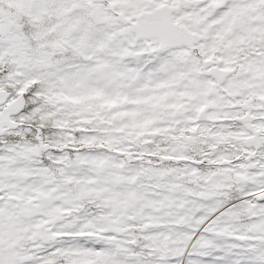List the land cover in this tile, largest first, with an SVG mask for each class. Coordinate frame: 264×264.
<instances>
[{
    "label": "snow or ice",
    "instance_id": "snow-or-ice-1",
    "mask_svg": "<svg viewBox=\"0 0 264 264\" xmlns=\"http://www.w3.org/2000/svg\"><path fill=\"white\" fill-rule=\"evenodd\" d=\"M0 264H264V0H0Z\"/></svg>",
    "mask_w": 264,
    "mask_h": 264
}]
</instances>
